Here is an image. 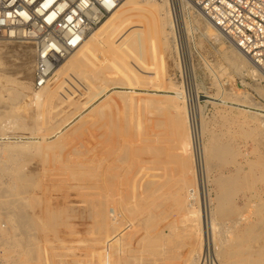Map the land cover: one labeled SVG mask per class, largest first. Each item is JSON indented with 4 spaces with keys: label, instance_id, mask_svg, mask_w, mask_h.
<instances>
[{
    "label": "bare ground",
    "instance_id": "obj_1",
    "mask_svg": "<svg viewBox=\"0 0 264 264\" xmlns=\"http://www.w3.org/2000/svg\"><path fill=\"white\" fill-rule=\"evenodd\" d=\"M178 2L181 6L186 2V7L188 4V8L192 7L206 20V30L210 35L226 38L231 47L228 55L230 63L234 68L237 67L243 73L254 77L261 85L264 81V70L243 53L190 0ZM167 4L168 0H123L84 40L74 44L70 55L57 65L49 82L40 87L36 94L27 91L30 88H18L13 103L16 105L22 99L25 101L15 107V112L22 113L32 124H25V127L30 126L32 131L37 128L36 131L28 133L29 135H18L6 129L4 131V127L11 125L10 121L9 124L5 122L7 126H1L4 113H7L3 111L7 101L2 97V91L7 85H3L5 83L1 81L0 208L6 209L16 203V206L19 205V211L13 206L8 212L20 218L40 215L47 218L67 216L70 213L68 209L48 207L38 211L36 215V211L29 209L31 203L28 198L34 193L36 185L40 184V178L47 177L49 180L65 184L73 183L80 205V209H74V212L85 219L84 246L89 252L83 260H76L74 264L198 262L201 249L196 251L193 248V237L196 236L199 226L200 209L192 202L197 194L196 187L191 188L193 175H188L193 147L185 112L178 104V100L182 99L177 96L178 92L173 90L174 87L168 78V81L166 79L157 82L149 79L143 82L135 73L125 70L122 72L120 69L118 72L109 73L107 67L102 65V61L106 59H112L115 63L135 60L141 40L151 42L161 33L169 39L172 29L168 27L170 15ZM168 28L170 31H167ZM152 29L154 34L150 33ZM80 60L91 61V68L96 69L97 74L91 75L70 68L65 70L61 65L66 61L74 65ZM153 62L150 61L152 64ZM25 68L28 71L31 66L26 65ZM0 71L3 72L1 68ZM64 75L70 78L69 83L80 86L78 97H69L64 92V88L69 87V83L63 79ZM259 88L260 93L264 95V86ZM208 97L215 99L213 96ZM26 98L30 104L28 103L26 111H21V108L26 107ZM240 106L249 107L245 104ZM154 108L160 110L157 112L156 109L154 112ZM249 108L257 111L254 114H257L260 120L261 117L264 118L263 107ZM142 113L144 115H141ZM15 126L10 127L15 129ZM8 129L10 131V128ZM202 129H205L203 122ZM40 130H43L44 134H41ZM80 139H85V144L81 143L84 150L71 149L72 151L65 153L66 149L74 146V142ZM214 141V138L209 136L207 143L203 145L206 166L209 168L218 164L215 162L216 158L224 161V156L217 153ZM44 153L52 155V159L48 158L42 162L43 170L26 171L27 159L31 157L33 160L37 155ZM25 154L28 157L21 158V155ZM66 155L71 158L61 162L59 157ZM177 167L185 175L182 177L179 172L178 175L184 178L180 184H177L176 176L172 174H176ZM229 179L228 185L219 189L216 206L209 211L210 214L207 213V228L215 235L218 228L217 216L228 217L230 223L228 222L227 231L231 236L225 252L228 257L226 264H264V244H261V238L264 239L261 235L264 224L255 223L252 217H263L264 210L260 202L253 204L251 198L255 194H252V197L247 194L255 189L253 187L256 182L242 165L236 166ZM221 180L222 178L217 176L214 181L220 185ZM47 185L41 182L39 186L41 190L46 191ZM262 191L264 192V188H257L256 195ZM242 198L244 202H241ZM251 202L257 207L256 210L253 209L254 213L249 209L252 208ZM214 235L209 234L210 244H215ZM123 238L127 239L125 243L122 242ZM254 239L257 248L252 253L249 248H252ZM145 240L147 247L143 245ZM183 245L192 248L191 251L188 250L191 253L187 254L186 249L184 251L187 255L181 256L183 252H179V249ZM42 252L44 254V251ZM32 258L34 260L35 256Z\"/></svg>",
    "mask_w": 264,
    "mask_h": 264
},
{
    "label": "rangeland",
    "instance_id": "obj_2",
    "mask_svg": "<svg viewBox=\"0 0 264 264\" xmlns=\"http://www.w3.org/2000/svg\"><path fill=\"white\" fill-rule=\"evenodd\" d=\"M185 4L186 2H183V6H181L178 0H168L167 7L170 15L168 27L172 29V34L169 39H166L165 34L161 33L158 38L155 37L156 39L151 40V42L141 40L135 60L115 63L112 59H106L107 61H102V65L104 64L103 66L107 67L109 73L118 72L120 70L122 72L125 70V72L135 73L143 82L149 81V79L157 80V82L166 80L167 78L171 80L172 86L174 87L173 90H176L178 92L177 96L182 99L178 100V104L185 112L184 115L187 118V126L192 138L193 151L189 163L191 169L188 175H193V184L191 188L195 186L197 190V194H195L196 196L194 195V200H192V202L195 207L198 206L200 209L199 226L196 229V236L193 237V240L195 239L194 243H196L195 245L193 243V248L196 251L198 249V251H200L201 249L197 264H226L228 262V257L225 252L229 246V239L231 236L227 231V227L230 223V221H228L229 218L217 216L216 222L218 228L214 235L212 230H208L207 228L208 214H210L209 211L211 212V209H214L216 206L219 189L228 185L230 182L229 176L235 171L237 165H242V167L246 171L248 170L251 176H253L256 182L253 187L255 189L252 190L253 192L248 191L247 194L250 197H252V194H255L253 197L254 199L251 198L252 202H254L253 204L260 202L264 210V192L262 191L256 195L257 188H261V190L264 188V118L261 117L262 120H260L258 115L254 114V112L257 111L249 108H264V95L259 91V87L264 86V81L259 85V83L254 80V77L247 73H243L237 67L234 68L228 56L231 52V47L230 43L226 41L227 39L223 36L216 38L210 35L206 30V20L192 7L188 8V4L187 7ZM170 28H168L167 31H170ZM153 30L154 29L150 30V33L154 34L155 32ZM0 51L2 52H0L2 56H0V63L4 61L2 65L0 64V68L4 74L3 75L0 71L2 75V78L0 77V84L4 82L5 84L3 85H7L8 88L5 87L6 89L4 88L5 90L2 91V97L7 101V107L5 106L3 111L5 110L7 113H4L1 126H7L10 121L11 125L7 126L10 128V131L7 127H4V131H12L18 135H20V133L21 135L24 133V135H29L28 133L36 131L37 128L32 131L30 126L25 127V124L27 125L29 122L22 113L19 114V112H15L16 106H19V104H22L25 100L22 99L16 105L13 102H15L14 97L15 93L18 92V88L23 90L26 87L30 88L27 91H31L32 94L33 92L36 94V91L40 89L34 85V48L30 44L24 42L0 38ZM150 61H154L153 64L150 63ZM79 62L76 63L77 65H73L68 64L66 61L61 65H63L65 70L70 68L85 71L91 75L97 74V70L91 68V61L80 60ZM81 63L82 65H80ZM149 64H151L152 67H150ZM26 65H30L31 69L27 71L25 68ZM5 69L7 70L6 72ZM150 73L154 75L152 76ZM63 77L64 81L69 83L70 78L68 75H64ZM73 85L75 84L70 82L67 85L69 87L64 88V92L67 93V96H73L75 98L78 97L80 86L75 85V87ZM208 95L215 97V99L209 98ZM27 99L28 98H26L27 104L24 105L26 107L21 108V111L27 110V105L28 103L30 104ZM30 100H32V98ZM242 104L249 105V107H241L240 105ZM156 109L154 108L153 111L155 112ZM159 110L160 109H157V112ZM141 115L144 114L142 113ZM5 122H8V124ZM202 122L205 125L204 130L202 129ZM19 124L21 126H19ZM23 124L24 126H22ZM28 125L32 124L29 123ZM10 126H13V128L15 126V129ZM41 134H44L43 130ZM209 136H212L215 140L214 143L218 149L217 153H221L224 156V161L220 160V158H216L215 162L217 161L218 164L211 168L206 166L203 151V145L207 143ZM74 143L76 144L72 146L73 148L69 147L70 149H66L65 153L72 151L71 149H73V151L77 149L84 150L82 144H85V139L77 140ZM26 157H28L26 154L24 156L21 155V158ZM34 157L35 156H32V158ZM62 157L63 156L59 157L61 162H65L71 158L67 155ZM48 158L52 159V155H47L46 153L40 154L33 159L34 161L31 157L28 158V164H26L25 167L26 171L28 169L33 172L42 171L44 166L42 162H44L45 159L48 160ZM219 161H221V163ZM178 169L179 167L176 169V174L178 175L180 172L182 177L185 176L184 172L182 171L183 173H181L180 169ZM172 174L176 176L177 184L184 181V178L180 175L177 177L175 173ZM217 176L222 178V184L220 185H217L214 181ZM41 182L43 184H48L46 191L41 190L42 188L39 186ZM40 184H37L34 188V193L29 195L28 199L29 203H31L29 209L31 211H36V215H38V211L47 209V207L52 209L61 208L60 210L68 209L70 213L67 214V216L69 217L65 215L66 217L56 216L47 218V216L40 215L37 217L35 216L36 219L34 216L30 218H20L18 215H13L11 212H8L13 206L15 210L19 211V205L16 206V203L6 208L7 210L5 208H0V212L2 213L0 214V264H74L76 260H83L85 254L88 255L89 252L84 246L86 244L85 219L81 215H78L77 212H74V209H80V205L76 198L78 194L75 191L73 183L66 182L67 186L65 182L53 181L47 179V177H43L40 178ZM38 187L40 188L38 189ZM70 188L73 190H70ZM243 199L244 198H242L241 202H244ZM252 202V208L249 209L254 213L255 211L253 209L256 210L257 207H255ZM74 206L75 208H73ZM8 213L9 215L7 216ZM252 217L254 222L256 221L255 223L264 224V216L255 217V215H253ZM43 222L45 224H43ZM47 230L49 232H47ZM209 234L211 236L213 234L215 240L218 242L215 241V244H210L208 241ZM261 235L264 237V229ZM261 240V244H264V239L261 238ZM126 241L127 239L123 238L122 242L125 243ZM252 242V248H249L250 250L252 249L250 252H254L255 248H257L256 240L254 239ZM143 245L145 247L148 246L146 240L143 242ZM33 247H35L36 250ZM186 247L187 246L184 245L180 247L179 252L184 253H182L181 256L191 253L189 251H191L192 248ZM42 251H44V254ZM77 255L81 256L77 257ZM34 256L35 258L33 260L32 257Z\"/></svg>",
    "mask_w": 264,
    "mask_h": 264
},
{
    "label": "built area",
    "instance_id": "obj_3",
    "mask_svg": "<svg viewBox=\"0 0 264 264\" xmlns=\"http://www.w3.org/2000/svg\"><path fill=\"white\" fill-rule=\"evenodd\" d=\"M123 0H0V38L34 48V85H46L74 44ZM264 70V0H190Z\"/></svg>",
    "mask_w": 264,
    "mask_h": 264
}]
</instances>
